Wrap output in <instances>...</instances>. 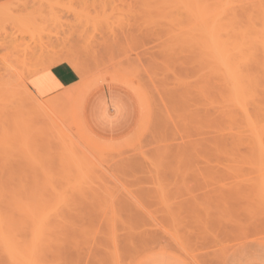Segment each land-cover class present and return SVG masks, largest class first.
I'll return each mask as SVG.
<instances>
[{"label": "rangeland", "instance_id": "1", "mask_svg": "<svg viewBox=\"0 0 264 264\" xmlns=\"http://www.w3.org/2000/svg\"><path fill=\"white\" fill-rule=\"evenodd\" d=\"M4 5L0 219L21 249L40 245L28 264H264V0ZM217 33L241 56L240 91ZM61 63L80 83L32 113L30 75ZM95 87L135 106L122 141L86 125ZM0 244V264H15Z\"/></svg>", "mask_w": 264, "mask_h": 264}, {"label": "crops", "instance_id": "2", "mask_svg": "<svg viewBox=\"0 0 264 264\" xmlns=\"http://www.w3.org/2000/svg\"><path fill=\"white\" fill-rule=\"evenodd\" d=\"M13 0H0V5ZM79 74L67 63L54 66L50 71H44L31 77L28 87L39 97L49 98L62 93L71 86L80 83ZM71 85V86H70ZM104 88H93L84 107V119L91 132L99 139L117 142L127 138L136 125L135 106L129 103L123 95L116 91H106ZM127 102V104H126ZM122 103L130 113L127 118L119 119V108ZM125 103V104H124ZM129 105V106H128ZM131 107V108H130ZM96 116H92V114Z\"/></svg>", "mask_w": 264, "mask_h": 264}, {"label": "bare ground", "instance_id": "3", "mask_svg": "<svg viewBox=\"0 0 264 264\" xmlns=\"http://www.w3.org/2000/svg\"><path fill=\"white\" fill-rule=\"evenodd\" d=\"M7 11H9V7L8 6H6V5H1L0 6V16H5V15H7ZM3 19V18H2ZM221 33V32H220ZM219 33H217V35L215 36V39L216 40H214L215 41V43H216V47H217V49H215V50H218V52H219V54H218V52H217V54L219 55V59H220V64L222 63V65H223V67L222 68H225L224 69V71H226L225 73L229 76L230 74H231V76L229 77V78H233V80H232V78L230 79V81H232L231 82V84H234L237 88H238V91H240L239 90V88L241 89V87H242V79H241V77H240V75H239V69H238V67L240 66V65H236L235 63H234V60H236V58L237 59H239L238 57L240 56V55H238V53H236L234 56L232 55L233 54V52H231L230 50L228 51L227 50V46H226V43L224 42V35H218ZM213 38V37H212ZM252 39V38H251ZM256 39L258 40V38L256 37ZM226 40V39H225ZM230 41V40H229ZM260 41V40H259ZM233 42H235V43H237L238 44V42H236V41H232V44H233ZM263 43V46H264V42H262ZM252 44V43H251ZM227 45H230V44H227ZM239 45H240V43H239ZM253 45V44H252ZM255 45H256V43H255ZM258 45V44H257ZM42 46V45H41ZM235 46V45H234ZM240 46H242V44L240 45ZM251 46V45H250ZM236 47H238V46H236ZM255 47V46H254ZM253 47V48H254ZM42 48V47H41ZM252 48V47H251ZM249 49V50H251L252 51V49ZM263 48V47H262ZM239 49V48H238ZM236 51V50H235ZM242 51H243V47H242ZM264 51V50H263ZM238 52H239V50H238ZM250 52V51H249ZM241 53V50H240V52H239V54ZM243 54V53H242ZM237 55H238V57H237ZM236 57V58H235ZM241 57V56H240ZM235 58V59H234ZM69 61H70V59L69 58H67ZM66 59V60H67ZM218 59V60H219ZM65 60V61H66ZM67 60V62L69 63V61ZM62 61H64V60H62ZM61 62V61H60ZM59 61H57V64L58 63H60ZM235 62H237V61H235ZM54 64H55V62H53ZM52 63V64H53ZM70 63H71V61H70ZM239 64V63H238ZM51 65V64H50ZM71 65V64H70ZM72 66H73V64H72ZM242 67V66H241ZM42 68V67H41ZM53 67L52 66H47V67H45V68H43V70L42 71H39L38 70V72L37 71H35V73L33 72V74L32 75H30V78L31 77H34V76H37L38 74H40L41 72H44V71H50L51 69H52ZM240 70H241V68H240ZM77 71V70H76ZM243 71V70H242ZM228 72V73H227ZM80 72H78V74H79ZM241 73V72H240ZM244 76V75H243ZM244 81V80H243ZM246 81V80H245ZM79 83V82H78ZM26 85V84H25ZM233 85V86H234ZM71 86V85H70ZM77 86V85H76ZM234 86V87H235ZM235 87V88H236ZM25 88H26V92L29 94H27V96H28V98L27 97H25V98H27V100H29L30 102H29V104L31 105L30 107H29V105L27 106L28 108H30V110L32 109V113H36V115H40V114H46V113H48V112H50L51 110H53V109H55V108H57L58 107V105L60 104V102H63L62 101V97L59 95V94H56V95H54V96H52V97H49V98H46V99H41V97H39L38 95H36L34 92H31V90H29L28 89V87H27V85L25 86ZM24 88V89H25ZM71 88L72 89H75V88H73L72 86H71ZM70 88V89H71ZM245 88H246V86H245ZM244 88H242V90H243ZM92 89H88L86 92H85V94H84V97L87 95V94H89V92L91 91ZM245 90V89H244ZM246 91V90H245ZM66 92H67V90H66ZM71 93V92H70ZM239 93V92H238ZM91 95V94H90ZM64 96H66V95H64ZM24 98V99H25ZM88 98V97H87ZM242 98V97H241ZM80 100H81V98H80ZM23 101H25L26 102V99L25 100H23ZM66 101V100H65ZM28 102V101H27ZM81 102V101H80ZM78 103H79V100H78ZM81 104H82V102H81ZM125 104V103H124ZM126 104H127V102H126ZM81 106V105H80ZM119 108H117V106H116V110H117V112H119V119H122L123 120V118L125 119V118H127V114H129V116H130V113H129V111L130 110H128L127 108H125L124 107V105L122 104V103H120L119 104ZM129 106V105H128ZM131 108V107H130ZM83 112V111H82ZM37 113H39V114H37ZM80 115H81V113H79ZM78 115V114H77ZM83 115V114H82ZM92 116L94 117V116H96V114L94 113V114H92ZM80 121V120H79ZM80 126H81V128H82V130L83 131H85V129L83 128V125H82V123H81V121H80ZM103 142V141H102ZM66 144V143H65ZM0 217H2L1 215H0ZM33 218V217H32ZM35 219H37V218H35ZM34 219V220H35ZM42 219V218H41ZM34 220H31V222L33 221L34 222ZM38 221H40V220H38ZM38 221H36V222H38ZM48 221H50V219L48 220ZM2 222H3V224L5 225V227H9V225H6L5 224V222L4 221H2L1 219H0V238H1V240H2V242H4V243H6V244H8L11 248H13V249H17V250H19L20 251V253L18 254V255H14L15 257H14V262H15V264H25V262H27V264H28V261H30L29 260V257H30V255H35L36 253H39V252H36V250H34L36 247L38 248L40 245H37L38 243L36 242L35 243V245H33V247H35V248H33L32 247V245H31V243H30V248L28 249L27 248V246H25L26 248H27V250L26 251H24L26 248L25 247H23V249H21L22 248V245H20L19 246V244H17L15 241H13L12 239H11V237H9L11 234H13V233H11V234H7V232L8 231H10V229L9 230H7V232L5 233V231H4V227L2 228ZM40 222H43V221H40ZM51 222V221H50ZM49 222V223H50ZM44 223H46V224H48V222L47 221H45ZM44 223H42V225H44L45 226V224ZM2 224V225H1ZM32 224V223H31ZM36 225H38V224H32L31 226H36ZM52 227V225L50 224H48V227ZM41 227H43V226H41ZM49 227V228H50ZM9 228H11V227H9ZM35 228V227H34ZM33 228V232L34 231H36L35 229ZM12 229V228H11ZM43 229L45 230V227H43ZM47 229V228H46ZM52 229V228H51ZM42 230V229H41ZM12 231H13V229H12ZM38 232H39V234L41 233V234H43L44 232L43 231H40V230H37ZM47 231V230H46ZM52 231V230H51ZM51 231H49L48 230V232H50L51 233ZM148 232H147V234L148 233H150L149 231L150 230H147ZM14 232V231H13ZM9 233V232H8ZM156 233V232H155ZM34 234V233H33ZM41 234H40V236H41ZM48 233L46 232V238H49L48 236ZM50 235V234H49ZM152 235V237H153V234L151 233L150 234V236ZM40 236L38 235L37 236V239L38 238H40ZM42 238L40 239V241L43 239V236H41ZM157 237V236H156ZM12 238H13V235H12ZM46 238H44V239H46ZM1 240H0V243H2L1 242ZM23 243V242H22ZM21 243V244H22ZM27 243V242H26ZM34 243V242H33ZM246 243V242H245ZM24 244H25V242H24ZM39 244H40V242H39ZM0 245H3V244H0ZM5 245V244H4ZM28 245V244H27ZM8 246V247H9ZM28 246V247H29ZM239 246H241V245H239ZM1 248H2V250H3V247L2 246H0ZM6 247H7V245H6ZM7 247V248H8ZM21 247V248H20ZM32 247V248H31ZM12 249V250H13ZM40 249V251H41V248H39ZM38 249V250H39ZM11 250V249H10ZM37 250V251H38ZM235 250V249H234ZM8 251V250H7ZM14 251H16V250H14ZM13 252V251H12ZM11 253V252H10ZM229 253V252H228ZM228 253H226L225 254V256L228 254ZM13 254H16V253H14L13 252ZM7 255H8V252H7ZM36 256V255H35ZM33 256H31V258H32ZM12 258V257H11ZM231 258V257H230ZM33 259V258H32ZM32 259H31V262H29L30 264H32V262H34V261H32ZM224 259H225V257H224ZM224 259H223V261H224ZM34 260V259H33ZM36 261V260H35ZM230 261V260H229ZM232 262H234V261H232ZM238 262V261H237Z\"/></svg>", "mask_w": 264, "mask_h": 264}]
</instances>
